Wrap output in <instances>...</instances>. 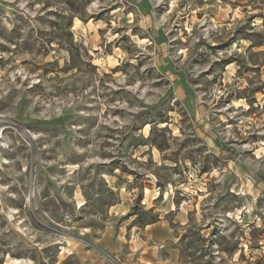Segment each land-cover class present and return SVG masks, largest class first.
Listing matches in <instances>:
<instances>
[{
    "label": "rangeland",
    "instance_id": "rangeland-1",
    "mask_svg": "<svg viewBox=\"0 0 264 264\" xmlns=\"http://www.w3.org/2000/svg\"><path fill=\"white\" fill-rule=\"evenodd\" d=\"M0 264H264V0H0Z\"/></svg>",
    "mask_w": 264,
    "mask_h": 264
},
{
    "label": "trees",
    "instance_id": "trees-1",
    "mask_svg": "<svg viewBox=\"0 0 264 264\" xmlns=\"http://www.w3.org/2000/svg\"><path fill=\"white\" fill-rule=\"evenodd\" d=\"M225 153H227V154H229L230 156H235V152H233V151H225Z\"/></svg>",
    "mask_w": 264,
    "mask_h": 264
}]
</instances>
